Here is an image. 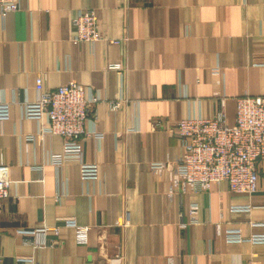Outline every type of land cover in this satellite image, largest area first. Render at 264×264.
<instances>
[{"label":"crops","instance_id":"0c3cea01","mask_svg":"<svg viewBox=\"0 0 264 264\" xmlns=\"http://www.w3.org/2000/svg\"><path fill=\"white\" fill-rule=\"evenodd\" d=\"M19 1L0 16V102L11 103L0 120L11 178V196L0 199V264L34 252L18 227L64 219L86 228L51 232L40 264H264V242L250 239L264 234V160L251 194L227 181L183 189L156 167L180 156L181 118L223 109L233 120L237 97L264 94V0ZM89 8L104 38L74 43L72 20ZM39 74L46 88L74 80L95 98L81 159L99 166L96 179L82 178L78 158L53 160L64 138L41 135ZM232 229L246 239L229 241Z\"/></svg>","mask_w":264,"mask_h":264},{"label":"built area","instance_id":"2783aa9c","mask_svg":"<svg viewBox=\"0 0 264 264\" xmlns=\"http://www.w3.org/2000/svg\"><path fill=\"white\" fill-rule=\"evenodd\" d=\"M19 0H0V16L19 8ZM75 33L71 37L74 43H94L103 39L99 28V17L95 9L81 10L72 20ZM118 41V40H113ZM121 71L123 64L112 62L108 66ZM38 103L44 113L40 121L41 135H60L64 138V150L54 155V161L80 159L83 154V138L86 122L91 113L90 102L85 85L70 81L56 88L45 87V76L36 78ZM120 101H111L113 108L120 106ZM11 114V103L0 102V120ZM177 129L182 143V152L173 161L156 165L157 168H169L175 185L183 184L196 190L211 189L215 183L227 181L230 189L237 193L251 194L258 189L260 174L258 163L264 160V94L252 95L249 92L236 98L235 116L228 119L227 113L220 109L213 116H189L178 121ZM81 175L84 179H96L99 166L96 163L81 162ZM10 166L3 159L0 162V199L11 196ZM187 188V189H188ZM243 209V208H240ZM196 214L197 206H192ZM194 217V216H193ZM63 226H75L74 219H64L60 224L36 228L18 227L17 232L24 235V242L33 247L29 256H17L12 264H40L36 251L49 245H55L48 235L61 234ZM229 241H243L246 238L239 229L228 232ZM252 241H263L264 234H253ZM78 241L86 237L78 236ZM8 264V263H1Z\"/></svg>","mask_w":264,"mask_h":264}]
</instances>
